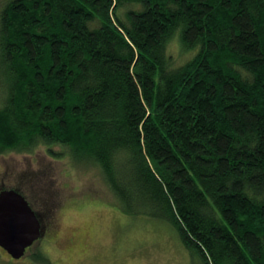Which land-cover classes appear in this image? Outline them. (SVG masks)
<instances>
[{"label": "trees", "instance_id": "obj_1", "mask_svg": "<svg viewBox=\"0 0 264 264\" xmlns=\"http://www.w3.org/2000/svg\"><path fill=\"white\" fill-rule=\"evenodd\" d=\"M41 150L192 264H264V0H0V156Z\"/></svg>", "mask_w": 264, "mask_h": 264}, {"label": "rangeland", "instance_id": "obj_2", "mask_svg": "<svg viewBox=\"0 0 264 264\" xmlns=\"http://www.w3.org/2000/svg\"><path fill=\"white\" fill-rule=\"evenodd\" d=\"M170 53L178 59L176 47ZM97 183L95 171L52 161L42 150L1 155L0 188L28 197L43 231L20 259L0 248V264H192L169 224L125 215Z\"/></svg>", "mask_w": 264, "mask_h": 264}, {"label": "water", "instance_id": "obj_3", "mask_svg": "<svg viewBox=\"0 0 264 264\" xmlns=\"http://www.w3.org/2000/svg\"><path fill=\"white\" fill-rule=\"evenodd\" d=\"M40 215L18 189L0 190V248L20 259L42 235Z\"/></svg>", "mask_w": 264, "mask_h": 264}, {"label": "flooded vegetation", "instance_id": "obj_4", "mask_svg": "<svg viewBox=\"0 0 264 264\" xmlns=\"http://www.w3.org/2000/svg\"><path fill=\"white\" fill-rule=\"evenodd\" d=\"M35 242H36V241H35ZM35 242H34V243H35Z\"/></svg>", "mask_w": 264, "mask_h": 264}]
</instances>
